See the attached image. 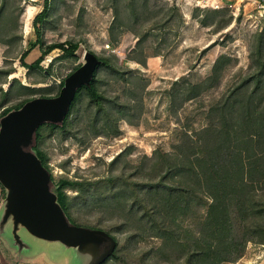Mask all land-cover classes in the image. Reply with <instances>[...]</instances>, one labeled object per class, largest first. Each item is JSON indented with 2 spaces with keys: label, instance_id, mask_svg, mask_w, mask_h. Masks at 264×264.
<instances>
[{
  "label": "trees",
  "instance_id": "1",
  "mask_svg": "<svg viewBox=\"0 0 264 264\" xmlns=\"http://www.w3.org/2000/svg\"><path fill=\"white\" fill-rule=\"evenodd\" d=\"M255 1L264 5V0ZM125 2L135 21L142 14L152 15L153 19L159 16L158 11H151L150 0H111L112 46L118 44L117 31L127 26L121 16ZM5 4L0 0V45L10 48L21 37L9 35L8 24L2 20ZM51 8L52 0H43L42 11L32 23L35 42L19 57L28 72L41 71L47 76L53 75L57 61L77 59L82 44L45 42L41 28ZM204 13L200 24H215L217 33L234 20L230 15L213 23L209 15H221L223 11ZM167 23L162 19L155 26L164 29ZM148 36L146 33L139 37L133 51L135 54L139 49V55L129 57L143 67L147 66V57L140 45ZM35 48L41 55L32 64L26 63ZM55 50L61 53L43 69L42 63ZM159 56L160 53L154 57ZM98 59L101 63L90 86L79 89L64 123L44 124L37 131L33 151L48 170L49 157L42 149L45 133H61L64 139L73 137L84 144L89 139L121 136L123 122L132 127L140 125L146 79L135 71H126L111 57ZM249 59L247 74L207 109L205 126L193 130L178 119L182 126L175 130L170 152L156 149L151 156L144 155L133 163L129 157L134 149L128 147L109 163L106 175H97V179L62 177L56 182L51 173L56 182L54 193L70 222L103 230L117 241L114 255L103 264L119 260L124 251L130 260L137 261L134 264H235L250 243L264 246V29L255 35ZM233 61L229 55L219 56L211 75L201 83L187 79L174 82L170 102L181 108L214 90ZM11 74L12 69L0 68V120L37 95L57 96L67 78L49 88H32L16 79L5 91L2 85ZM110 82L120 85V89L109 90ZM13 101L17 102L11 104ZM68 190L76 192V196L70 198ZM149 241H155V247H143Z\"/></svg>",
  "mask_w": 264,
  "mask_h": 264
},
{
  "label": "rangeland",
  "instance_id": "2",
  "mask_svg": "<svg viewBox=\"0 0 264 264\" xmlns=\"http://www.w3.org/2000/svg\"><path fill=\"white\" fill-rule=\"evenodd\" d=\"M5 1L2 20L8 24L9 35L21 37L10 48L0 45V68L12 69L6 84L2 85L5 91L16 79L32 88L59 85L75 67L84 63V57L89 52L98 57H111L126 71L137 72L148 83L143 96L144 114L140 125L132 127L125 122L121 123L122 135L119 137L89 139L82 144L73 137L64 139L61 133L52 136L45 133L42 149L49 157L50 170L46 169L52 173L56 182L62 177L70 180L80 177L85 180L97 179V175L102 177L106 175L109 163L128 147L134 149L129 157L133 163H137L144 155L151 156L156 149L170 152L175 130L183 124L193 130L205 126V113L210 105L247 74L250 48L255 43V35L264 29V5L255 0H150L151 11H158L159 16L153 19L152 15L142 14L138 21L134 20L132 9L125 2L121 16L127 26L117 31L118 44L112 46L110 27L114 12L111 10V0H52L49 18L41 28L45 42L76 41L82 44L76 54L77 59L57 61L53 66V75L47 76L41 71L28 72L19 58L35 42L32 23L42 11L43 0ZM213 10L223 13L210 14L209 22L226 19L230 15L234 17L232 24L221 33L216 32L215 24L204 27L199 22L206 15L204 11ZM162 19H167V25L164 29L162 26L157 28L155 23ZM146 33L149 36L140 45L147 57V66L143 67L130 61L129 57L134 53L139 37ZM60 53L55 50L50 54L42 63V68L47 69ZM138 53L139 49L133 55ZM158 53L161 56L154 57ZM40 55L39 48H35L25 61L32 64ZM221 55H229L234 61L224 72L220 86L181 108L173 106L169 91L174 82L187 79L192 83H201L211 75L213 64ZM37 81L43 83L33 85ZM107 88L120 89V85L110 82ZM178 119H181L182 125L178 124ZM56 182L53 181V192ZM76 194L67 191L70 198ZM6 198L7 191L0 186V253L3 255L7 251L11 255L9 263L15 259L12 256L15 251L19 253L18 259L32 264L89 263V253H81L58 242L38 239L23 228H20L19 235L28 247L20 250L13 236L12 221L1 227ZM155 245V241H149L143 247L150 249ZM119 257V260H110L107 264L137 262L130 260L127 251ZM235 264H264V246L250 243L244 256Z\"/></svg>",
  "mask_w": 264,
  "mask_h": 264
},
{
  "label": "water",
  "instance_id": "3",
  "mask_svg": "<svg viewBox=\"0 0 264 264\" xmlns=\"http://www.w3.org/2000/svg\"><path fill=\"white\" fill-rule=\"evenodd\" d=\"M100 63L87 53L57 96L34 98L0 120V184L7 191L1 227L12 221L20 250L28 247L19 235L23 228L38 239L89 253L88 264H103L115 253L117 241L107 232L70 222L53 192L51 173L33 151L40 126L64 123L79 89L90 86Z\"/></svg>",
  "mask_w": 264,
  "mask_h": 264
},
{
  "label": "crops",
  "instance_id": "4",
  "mask_svg": "<svg viewBox=\"0 0 264 264\" xmlns=\"http://www.w3.org/2000/svg\"><path fill=\"white\" fill-rule=\"evenodd\" d=\"M18 255H19L18 251L13 252L12 256L15 259H12L11 263H9V261H7L8 260V256L6 254L2 255L0 253V264H17L19 262H25L24 264H32V263H29L28 261H23V260L18 259ZM9 256H11V255H9Z\"/></svg>",
  "mask_w": 264,
  "mask_h": 264
},
{
  "label": "built area",
  "instance_id": "5",
  "mask_svg": "<svg viewBox=\"0 0 264 264\" xmlns=\"http://www.w3.org/2000/svg\"><path fill=\"white\" fill-rule=\"evenodd\" d=\"M60 83V82H59Z\"/></svg>",
  "mask_w": 264,
  "mask_h": 264
}]
</instances>
